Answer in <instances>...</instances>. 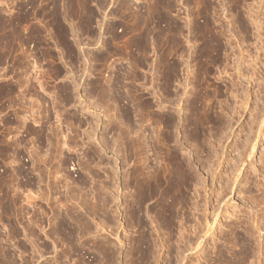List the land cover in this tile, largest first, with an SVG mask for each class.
Instances as JSON below:
<instances>
[{
  "label": "rangeland",
  "instance_id": "1",
  "mask_svg": "<svg viewBox=\"0 0 264 264\" xmlns=\"http://www.w3.org/2000/svg\"><path fill=\"white\" fill-rule=\"evenodd\" d=\"M71 1L0 0V264H264V0Z\"/></svg>",
  "mask_w": 264,
  "mask_h": 264
},
{
  "label": "bare ground",
  "instance_id": "2",
  "mask_svg": "<svg viewBox=\"0 0 264 264\" xmlns=\"http://www.w3.org/2000/svg\"><path fill=\"white\" fill-rule=\"evenodd\" d=\"M73 1H74L73 3L71 1L72 7H75L76 6L75 3L77 2V0H76V2H75V0H73ZM86 1H87L86 7H90V5H91L90 1L91 0H89V1L86 0ZM209 24L210 23L207 20L204 21V25L202 26L203 28L201 27L202 28L201 40H202L204 51L207 55L208 62H209V64H211V63L213 64V63L219 61L220 55L223 52V50L225 49V46L222 43L220 36L217 33H215V31H214L215 28L214 27L211 28V26H210L211 24L210 25ZM200 29H198V31H200ZM75 35H76V33H75ZM61 53H59V55ZM59 55H58V57H59ZM58 72H60V71L58 70ZM58 72L56 73V75L58 74ZM43 89H45V88L43 87L42 90ZM54 93L55 92H53V94ZM57 93L59 96L60 91ZM218 93H221V90H219ZM43 94H45V93L43 92ZM43 94H42V96H43ZM54 95L52 97H56L58 102H59L58 103L57 100H55L57 102L56 103L57 106L62 104V101H61V103L59 101V99H61L60 96L58 98V96H56L57 94H54ZM53 103H55V102H53ZM54 107H56L55 104H54ZM193 107H195V106H193ZM58 109H59V107H58ZM54 110H56V109H54ZM56 111H58V110H56ZM198 112H199V110L195 108L194 109V115ZM60 114H61V111L57 112L58 118L61 117ZM57 117H56V119H57ZM56 121L58 123V120H56ZM59 122H60V120H59ZM59 126H56V127L60 129ZM57 128H55V129H57ZM59 129H57L56 132L54 131L55 132L54 134H56V135L53 134L54 137L56 136V138H57V139L55 138L57 141V144H59V140L61 137V133L58 131ZM57 144H56V148L58 147V149H59V145H57ZM56 156H57V158H59V152L56 153ZM133 177H136V179L141 178L139 180V182L141 185L145 186V189L143 190L144 195L151 196L152 194H155L158 196V201L156 202V209H157L159 215H161L162 217H165L167 214L170 215L172 213V210L174 208L175 203H177L178 201L181 200V198H183L184 189H186L188 187V184H189V178L186 174L184 166L182 165V163H180L177 160L175 161V164L165 165V168L161 169L160 172H154L152 174L146 173V172H144V173L140 172V173L134 175ZM141 199H142V197L140 196L139 201H141ZM234 239H236V238L234 237ZM237 239H238L237 246H239L240 249L236 253H233L232 251H228L227 252L229 254L228 256H226L225 253L220 254L219 256L221 259H220L218 264H244L248 261L251 262L250 259H251V256H253V253H252V251L249 250L248 243H246V241H248V239L245 237H238ZM239 240H240V242H239ZM228 241H229L228 242L229 248H235L236 247V241L235 240H228ZM29 262L30 261L25 260L23 262V264H29Z\"/></svg>",
  "mask_w": 264,
  "mask_h": 264
}]
</instances>
